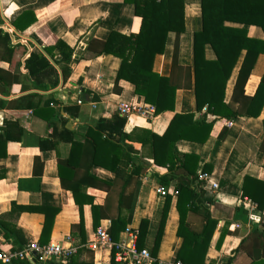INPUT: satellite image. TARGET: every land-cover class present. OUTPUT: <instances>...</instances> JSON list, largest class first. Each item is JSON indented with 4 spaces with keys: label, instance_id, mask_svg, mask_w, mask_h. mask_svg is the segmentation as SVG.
Instances as JSON below:
<instances>
[{
    "label": "crops",
    "instance_id": "obj_1",
    "mask_svg": "<svg viewBox=\"0 0 264 264\" xmlns=\"http://www.w3.org/2000/svg\"><path fill=\"white\" fill-rule=\"evenodd\" d=\"M24 11H33L38 20L21 32L13 23ZM140 25L141 19L135 15L134 5L124 0H0L2 34H9L12 43H22L28 47L25 58L32 51L46 55L60 74L59 84L54 88L36 89L25 75L24 83L14 84L9 95L0 92V103L1 100L9 102L0 108V125H3L4 120L18 119L20 126L26 131L22 140H10L7 143V155L0 154V175H3L0 178V218L16 224L23 232L27 244L40 242L46 217L41 211L45 210H57L48 242H65L68 236H72L79 243L80 239L71 234L72 225L80 221L79 208L70 188L71 182L66 179L68 186H65L59 172V158L66 159L70 155L71 143L60 140L55 142V147L48 146L50 142L54 143L50 137L48 119L53 118L61 128V117H64L67 120L66 127L75 131L78 136H83L87 128L95 126L100 118H110L117 113L120 103L141 102L150 105L145 102L144 96L134 92L133 84L126 80L120 81L121 92H114L120 58L108 53L91 59L82 58L92 38L105 40L113 30L131 34L138 32ZM240 26L248 28L251 36L264 38V32L259 27ZM185 27L186 30L179 35L169 32L165 52L157 55L154 69L161 75H171L173 55L178 42V61L183 67L181 81L188 82L185 72L190 69L191 88L182 87L177 90L175 111L156 114L152 119L135 115L128 120L127 131H133L134 135L140 134L143 129H149L157 136L154 148L163 146L164 141L159 140L158 136L163 135L175 113L195 112L196 118H200L206 110L197 112L194 91V33L203 29L202 0H185ZM55 38L62 39L73 47V57L79 59L72 65L67 81L63 79L60 66L45 51L47 45L54 44ZM205 50L208 59H216L211 44H207ZM245 54L244 50L227 83V103L232 99ZM0 66L8 67V64L0 58ZM263 74L264 54H260L246 84L247 95L255 94ZM82 89L88 92L82 93ZM33 93L42 95V104L49 101V106L59 111L61 116L54 117L43 109L35 113L32 109H26L23 105L18 107L12 102ZM84 95H87L85 99ZM79 99L83 103H79ZM214 118L213 115L208 116L210 121ZM227 122L224 125L227 126ZM219 130L220 124L206 142L179 140L176 144L177 151L200 157L198 174L202 173L205 165L211 167L203 203L219 223L211 240L206 264L227 262L256 226L263 228L264 219V209L258 207L254 215L255 223L248 222L250 215L245 204L246 199H251L249 193L264 198L261 183L264 182V151L261 149L264 142V107L259 117L239 116L233 120L225 140L215 136ZM43 144H46L45 148L42 147ZM135 145L142 148L138 142ZM3 148L0 146V152ZM142 150L140 159L144 165V176L130 226L138 229L143 218L149 219L145 247L152 251L165 204V196L158 192V177L168 173V169L163 163L156 162L148 147ZM36 158L43 165L41 174H37ZM96 168L100 178L110 182L115 180V174L111 170L99 166ZM175 184L174 181L170 189L175 188ZM214 184L218 187L213 188ZM88 193L94 197V203H105L107 192L104 189L90 187ZM176 203L177 197L173 195L158 253V258L164 261L177 259L183 242L182 237L177 235L179 212ZM239 207H243L242 213L245 216L237 215L236 209ZM84 218L86 242L90 243L95 239L96 229L89 204L84 206ZM236 222L243 223V227L237 228ZM110 224L111 220L103 219L100 225L110 227ZM224 230L227 231L224 242L217 248V241ZM5 233V228L0 225V249L12 250L18 244L17 236L11 233L7 237ZM123 236L124 233L121 237ZM253 251L252 240H247L241 245L234 263L249 264V254H253ZM94 254L96 264H111V249L99 247Z\"/></svg>",
    "mask_w": 264,
    "mask_h": 264
},
{
    "label": "trees",
    "instance_id": "obj_2",
    "mask_svg": "<svg viewBox=\"0 0 264 264\" xmlns=\"http://www.w3.org/2000/svg\"><path fill=\"white\" fill-rule=\"evenodd\" d=\"M133 4L135 15L141 19L138 32L124 34L113 30L107 39L92 38L82 58L91 59L103 54H112L121 59V64L114 84V92H121V80L133 84L134 92L144 96L145 102L155 107V113L175 111L176 93L179 88H191V70L185 72L188 82L181 81L183 67L178 61V42L172 61L170 76L161 75L155 71L154 64L157 55L165 52L169 32L178 35L186 30L185 0H124ZM203 29L194 33V91L197 112H205L200 118L196 113H175L167 129L159 140L163 146L157 148V136L149 129L141 130L134 135L127 131L128 119L118 112L110 118H100L95 126L87 128L83 136L66 127L67 120L62 118V126L48 119L50 137L54 140L48 144L55 147V142L71 143V152L66 159L59 158L61 180L70 188L75 203L79 208L80 221L72 225L71 234L78 237V250L64 259H54L49 264H96L95 254L86 242L84 206L91 205L94 228L97 230L103 219L111 220L109 232L114 241H119L122 233L130 227L139 196V190L144 176V165L141 162L142 148H149L157 163H163L168 173L159 176V184L167 189L175 181L177 191V209L179 212V227L177 235L183 242L177 259L186 264H206V256L219 220L212 216L203 203L206 180L202 175L209 173L211 167L205 165L201 174L197 173L200 157L193 153L179 152L176 144L179 140L206 142L218 124L220 130L215 135L225 140L229 127L225 121H233L239 116L259 117L264 107V74L257 91L253 96L247 95L245 88L252 73L255 62L260 54H264V38L250 35L249 29L240 25L256 26L264 32V0H202ZM33 11H24L13 23L21 32L37 21ZM211 44L216 59L206 57L205 47ZM0 58L8 67L0 66V92L9 95L14 84L24 83L26 75L36 89L46 90L59 84L60 74L50 60L40 52L28 53V47L22 43H12L9 34H2L0 29ZM246 51L240 67L230 103L225 101L227 83L243 51ZM47 54L60 66L64 81L72 72V65L79 59L73 57L74 48L62 39L55 38L54 44L47 45ZM59 55V57H57ZM26 71V74L24 73ZM88 92L82 89V93ZM36 99V100H35ZM14 105L25 106L38 113L47 110L49 115L61 116L59 111L49 106L50 102L42 104V95L33 93L21 99L12 101ZM8 101L1 100L0 108ZM25 103V104H24ZM42 104V105H41ZM215 118L209 120L208 116ZM26 131L15 121L4 120L0 125V146L4 147L1 155H7L6 145L10 140L20 141ZM153 135V137H152ZM139 143V148L135 143ZM46 144H43L45 148ZM264 151V142L261 146ZM0 155V156H1ZM144 156V155H143ZM37 161V162H36ZM37 174H41L43 165L38 158L35 160ZM34 166V167H35ZM39 166V168H38ZM97 166L111 170L115 174L113 182L98 176ZM35 167V169H36ZM39 169V170H38ZM39 172V173H38ZM82 173V175H79ZM3 178V175H0ZM261 182V181H260ZM264 187V182H261ZM104 189L107 198L103 205L94 203V197L88 193V188ZM245 194L248 192L244 191ZM260 209H264V198L250 194ZM173 200L172 194L165 196V204L157 231L151 264H159L158 253L163 239L169 209ZM14 210V207H13ZM247 210V209H246ZM244 210V212H247ZM48 210L40 237L41 244L49 243L54 225L55 214ZM56 212V213H55ZM238 216H245L243 207L236 209ZM0 225L5 228L7 237L13 233L18 243L12 250L22 248L27 244L23 232L16 224L0 218ZM149 227V219L143 218L138 230V247H145ZM227 231L221 232L217 248L224 242ZM247 240L253 242V254H249V264H264V223L263 228L257 226L241 242L238 248L224 264H235L241 245ZM1 250V249H0ZM115 250L112 251L111 264ZM0 264H42L39 260L14 259L11 263L0 261Z\"/></svg>",
    "mask_w": 264,
    "mask_h": 264
},
{
    "label": "built area",
    "instance_id": "obj_3",
    "mask_svg": "<svg viewBox=\"0 0 264 264\" xmlns=\"http://www.w3.org/2000/svg\"><path fill=\"white\" fill-rule=\"evenodd\" d=\"M79 103L83 100L79 99ZM118 113L128 120L135 115H141L145 118L152 119L155 113L153 105H147L141 102L120 103L118 106ZM233 121H228L227 126H232ZM208 173L202 175V178L207 180ZM213 188L218 185L214 184ZM158 192L162 196L167 194L177 195L175 188L167 189L164 186H159ZM245 204L249 213L250 223H255V211L258 209L257 204L251 200L246 199ZM262 219V218H261ZM247 222V224H248ZM264 223V219H262ZM237 228H242L243 223L236 222ZM138 230L128 227L124 231V236L119 241H114L111 238L109 227L100 225L96 230L95 239L88 243V247L92 250L100 248H109L111 251L115 250L114 260L116 264H151L154 261L151 250L146 247L140 249L138 247ZM79 244L72 236H68L65 242L51 241L47 244H41L38 241L30 242L17 250H0V261L11 263L14 259H29L39 260L42 263L51 262L54 259L60 260L69 257L78 250ZM159 264H186L182 260L175 259L172 261H164L159 259Z\"/></svg>",
    "mask_w": 264,
    "mask_h": 264
},
{
    "label": "water",
    "instance_id": "obj_4",
    "mask_svg": "<svg viewBox=\"0 0 264 264\" xmlns=\"http://www.w3.org/2000/svg\"><path fill=\"white\" fill-rule=\"evenodd\" d=\"M85 97H87V95H84V96H83V99H85Z\"/></svg>",
    "mask_w": 264,
    "mask_h": 264
}]
</instances>
